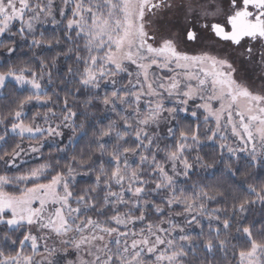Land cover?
Masks as SVG:
<instances>
[{
  "label": "snow or ice",
  "instance_id": "1",
  "mask_svg": "<svg viewBox=\"0 0 264 264\" xmlns=\"http://www.w3.org/2000/svg\"><path fill=\"white\" fill-rule=\"evenodd\" d=\"M0 37L55 53L0 71V264H264V0H0Z\"/></svg>",
  "mask_w": 264,
  "mask_h": 264
},
{
  "label": "trees",
  "instance_id": "2",
  "mask_svg": "<svg viewBox=\"0 0 264 264\" xmlns=\"http://www.w3.org/2000/svg\"><path fill=\"white\" fill-rule=\"evenodd\" d=\"M47 29V34H51L52 32V26L51 25H46L44 26ZM13 31H15V29H13ZM0 39L4 40V43L8 46H11V42L8 40L7 37H1ZM62 49H56V51H61ZM35 51L37 56H43L45 58L46 61H50L52 56L55 54L54 52H42L40 50L37 49H33V50H29L28 46L26 44H22L21 47L17 48V51L14 55H9L4 47H0V71L5 70V67L3 66V62L5 59H7L9 61V63H13V64H26L27 66L32 67L35 71H40L39 68V64L37 61L31 59L32 57V52ZM75 67V61L74 59H66L65 57H60V59L58 60L57 64L55 67H51L49 66V69L52 72V79H53V88H56L60 85L61 80L64 79L65 74L67 72V68L68 67ZM47 79V77L45 76V80ZM5 91H7L9 93L10 96H18L19 93L18 92H14L13 91V84L11 82H9L7 89H5ZM50 94H51V89L49 90ZM26 94V93H25ZM64 92L61 91L60 92V96L63 97ZM56 97L53 96V100H55ZM5 101H0V111L4 110L3 105L5 104ZM53 105L49 104L47 107H43L40 105H36L34 107L31 108L30 112H29V118L31 117V115L37 111L43 113L45 111H47L48 107H52ZM57 110H59L57 108ZM98 116H102L103 112L102 110H98ZM79 119H83L82 117L78 118V122ZM105 123H107V121H104ZM38 123H42V121H38ZM184 123H192L195 124V120L190 116H186ZM91 131L92 129L89 128V135H91ZM203 139V137H202ZM87 142V137L80 142V144L78 145L79 147H84L85 144ZM30 143V141H25V144ZM65 143V142H64ZM62 146V145H61ZM218 153H219V149L217 147H215L213 144H211L210 142L206 143L205 146L201 149L200 151V155L203 156L204 160L211 164L214 162V160L218 159ZM42 154L44 157H48L49 154H52L54 157L59 158L60 155L62 154H58L56 152V146H46L43 151ZM42 160H33L30 161L26 164H23L21 166L18 167V172H24L26 171L28 168L34 167L37 163H42ZM236 161H233V164L235 165ZM241 164H244V161L241 160L240 161ZM222 167V166H221ZM3 169V165H0V172H2ZM213 170H197L194 171L191 175V180L188 183H191L193 181H200L202 183H206V184H213L216 183L217 181L223 182V183H231V179L228 178L227 176H222L221 172H216L215 176H212L210 173ZM17 169H12L11 172L9 174H13V173H17ZM248 173H251V175H247ZM239 178L241 179H246L247 183H257L258 181H262L264 180V166L261 167H257V168H250V167H243L241 170V173L238 174ZM90 181H87L85 179H82L80 182L79 187H85L87 185V183H89ZM211 206H216V205H211ZM179 210V209H177ZM253 214L259 218L262 214H264V209H262L259 205H256L253 209Z\"/></svg>",
  "mask_w": 264,
  "mask_h": 264
},
{
  "label": "rangeland",
  "instance_id": "3",
  "mask_svg": "<svg viewBox=\"0 0 264 264\" xmlns=\"http://www.w3.org/2000/svg\"><path fill=\"white\" fill-rule=\"evenodd\" d=\"M0 38H1V37H0ZM198 47H199L198 45L193 44V43H191V44L188 45V48H189V49H193V48H195V49L198 50ZM189 115H190V114H189ZM187 116H188V115H187ZM64 131H65V135H64V137H63V141H64L65 143H67V141H68V136L71 135V132L68 131L67 129H65ZM56 139H59V138H56ZM228 142H229V143H233V147H236V146H237L236 143H234V142L232 141L231 138H230V140H229ZM210 143H211V142H210ZM211 144H212V143H211ZM46 146H56V144H55L53 138H49V142H48V143H47V144L41 149V153H42L43 149H44ZM39 155H40V153L33 154L32 156H29V157H23V158H22V162H18V167L21 166V165H23V164H26V163H28V162H30V161L37 160L35 157H36V156H39Z\"/></svg>",
  "mask_w": 264,
  "mask_h": 264
},
{
  "label": "flooded vegetation",
  "instance_id": "4",
  "mask_svg": "<svg viewBox=\"0 0 264 264\" xmlns=\"http://www.w3.org/2000/svg\"><path fill=\"white\" fill-rule=\"evenodd\" d=\"M193 44H195V42H193Z\"/></svg>",
  "mask_w": 264,
  "mask_h": 264
}]
</instances>
